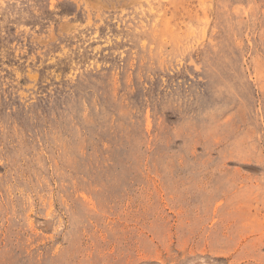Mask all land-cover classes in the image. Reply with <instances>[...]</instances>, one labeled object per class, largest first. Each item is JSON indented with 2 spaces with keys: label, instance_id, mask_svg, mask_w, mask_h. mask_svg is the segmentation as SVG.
I'll return each instance as SVG.
<instances>
[{
  "label": "rangeland",
  "instance_id": "obj_1",
  "mask_svg": "<svg viewBox=\"0 0 264 264\" xmlns=\"http://www.w3.org/2000/svg\"><path fill=\"white\" fill-rule=\"evenodd\" d=\"M0 264H264V0H0Z\"/></svg>",
  "mask_w": 264,
  "mask_h": 264
}]
</instances>
